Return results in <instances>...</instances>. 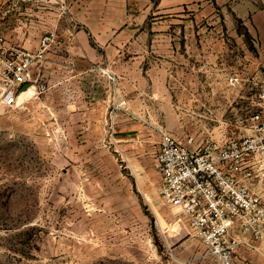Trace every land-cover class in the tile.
<instances>
[{
	"label": "rangeland",
	"instance_id": "obj_1",
	"mask_svg": "<svg viewBox=\"0 0 264 264\" xmlns=\"http://www.w3.org/2000/svg\"><path fill=\"white\" fill-rule=\"evenodd\" d=\"M28 7L30 16L21 13L24 4L0 6V264H264V241L227 261L194 237L162 201L155 165L162 132L180 143L190 134L220 140L239 128L250 132L264 83L259 34L240 23L235 32L214 31L187 12L166 18L156 11L144 39L203 46L156 47L141 65L150 75L137 81L139 91L130 81L70 80L46 63L45 93L33 88L6 106L1 53L16 47L20 33L36 39L19 29V19L34 21L39 10ZM136 94L153 111H139Z\"/></svg>",
	"mask_w": 264,
	"mask_h": 264
},
{
	"label": "built area",
	"instance_id": "obj_2",
	"mask_svg": "<svg viewBox=\"0 0 264 264\" xmlns=\"http://www.w3.org/2000/svg\"><path fill=\"white\" fill-rule=\"evenodd\" d=\"M31 1H12L11 7ZM56 42L57 34L47 32L34 50L2 51L7 78L4 105H13L30 87L45 93L41 75ZM257 107L245 126L247 133L239 128L220 140L190 134L186 143H180L162 132L155 158L162 201L177 210L194 237L227 261L240 248L256 250L264 241V188L258 187H264V83Z\"/></svg>",
	"mask_w": 264,
	"mask_h": 264
},
{
	"label": "crops",
	"instance_id": "obj_3",
	"mask_svg": "<svg viewBox=\"0 0 264 264\" xmlns=\"http://www.w3.org/2000/svg\"><path fill=\"white\" fill-rule=\"evenodd\" d=\"M12 1L16 0H0V6L8 3L11 7ZM26 3H23L25 8L21 12L24 16L32 15L33 9L28 7L29 4L39 10H34V21L28 17L19 19V29L29 28L30 33L37 37L24 41L20 33L13 45L28 49L29 44L35 49L45 33L55 32L57 42L46 63H51L57 74L65 73L70 80H85L93 76L114 81L115 85L130 81L132 91H139L137 81L150 75L143 71L141 65L154 57L156 47H176L178 44L189 47L192 43L196 47L203 46V40L182 43L144 39V33L149 32V18L154 19L156 11L166 18L179 16L178 12H187L196 20L211 21L209 24L214 31L226 28L235 32L236 24L240 23L249 32L259 34L264 54V0H33ZM194 27L201 29L200 26ZM150 31L154 33V24ZM210 43L218 46L220 42L211 40ZM190 73L184 72L185 75ZM138 95L131 98L139 100V111H153L146 99ZM132 100L126 101L130 105L138 102ZM258 187L264 188L261 185Z\"/></svg>",
	"mask_w": 264,
	"mask_h": 264
},
{
	"label": "bare ground",
	"instance_id": "obj_4",
	"mask_svg": "<svg viewBox=\"0 0 264 264\" xmlns=\"http://www.w3.org/2000/svg\"><path fill=\"white\" fill-rule=\"evenodd\" d=\"M33 88L32 87H30L29 89H26L25 91H23L21 94H20V98L21 99H23V98H25V97H27L28 95H30L32 92H33V90H32ZM178 223V222H177ZM178 228V227H177ZM163 230H164V227H163ZM170 230V229H169ZM178 229H176V231H177ZM170 235V234H169ZM229 264V263H228Z\"/></svg>",
	"mask_w": 264,
	"mask_h": 264
},
{
	"label": "water",
	"instance_id": "obj_5",
	"mask_svg": "<svg viewBox=\"0 0 264 264\" xmlns=\"http://www.w3.org/2000/svg\"><path fill=\"white\" fill-rule=\"evenodd\" d=\"M24 89H26V87H24Z\"/></svg>",
	"mask_w": 264,
	"mask_h": 264
}]
</instances>
